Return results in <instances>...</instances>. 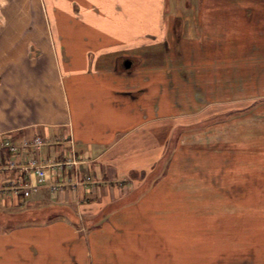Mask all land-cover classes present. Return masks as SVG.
Segmentation results:
<instances>
[{"label": "crops", "instance_id": "0c3cea01", "mask_svg": "<svg viewBox=\"0 0 264 264\" xmlns=\"http://www.w3.org/2000/svg\"><path fill=\"white\" fill-rule=\"evenodd\" d=\"M38 136L33 157L65 161L73 147L83 164L37 185L21 150L0 171V209L91 212L137 191L168 147H195L201 171L212 163L200 230L212 264H264V0H0V168L4 140ZM152 187L90 235L67 219L0 231V264H156L174 233L146 213L160 206Z\"/></svg>", "mask_w": 264, "mask_h": 264}, {"label": "rangeland", "instance_id": "374dc122", "mask_svg": "<svg viewBox=\"0 0 264 264\" xmlns=\"http://www.w3.org/2000/svg\"><path fill=\"white\" fill-rule=\"evenodd\" d=\"M6 141L11 142L8 139L4 140L2 142V147H4ZM26 149L30 154L28 160L31 162V159L36 158L32 156L33 152L39 153V151L36 152L34 146L31 145ZM7 151L10 159L12 157L11 153H9L8 149ZM68 155L66 159L73 158L76 163L71 166L53 168L54 173H60V171L61 173H70L73 171L77 173L79 170L78 167L83 164V160L76 158L73 147ZM176 157L178 158L177 160ZM163 158L162 161H157L152 167L151 172H149L154 173V175L147 178V182L141 184L137 191L128 192L120 202L116 201L111 205L102 206L91 212H82V210L76 211L72 207H56L47 204V202H44L42 206L28 203L21 207L0 209V231L10 232L11 230L28 226H46L67 219L73 227L76 228L79 235H90L100 231L104 222H106L112 213H115L116 209L119 207L126 208L139 204L140 202L144 203L146 200L149 202L147 194L150 190L147 191V193H144V191H146L148 187L153 186L150 196L153 195L157 197L158 202L156 201V203H159L160 206L156 205L155 208H150L146 213L148 215L156 214L157 218H166L168 220L166 222L173 226L174 233L170 242L159 244L160 248H158L159 250L156 252V264H212V243H203L201 240L203 220L206 219V222L208 219L210 220L212 218V163L205 162L204 170L201 171V163L197 162L195 147L189 148V150H186L184 146H175L172 150L168 147L166 155ZM55 161L56 164L66 162L59 161L56 158ZM96 161L103 160H100L98 157ZM45 164L47 165L48 163ZM94 164H96V162ZM25 166H28V164ZM49 168L47 170L52 171V169L50 170ZM147 172L148 171L145 170L137 173ZM94 181H92V186L94 187V195H96L97 188L101 187V184L97 180ZM160 181L165 182L159 184ZM170 181L171 183L169 184ZM130 184L128 179L116 185L119 188H123L126 185L130 186ZM159 185L163 188L168 186L169 190L155 188L156 190L154 191L153 188ZM159 190L162 191V194H155V192ZM206 224L207 223H205V226ZM159 228L162 229L161 226ZM137 229V226L134 227V232L137 231ZM169 244L171 248L170 251L168 250ZM161 246H163V248H161ZM111 257L112 256H110V259L113 261ZM103 259L104 258H102V260ZM146 259L148 260H144V263L151 264L153 257L146 256ZM93 262V264H98L96 259H93Z\"/></svg>", "mask_w": 264, "mask_h": 264}, {"label": "built area", "instance_id": "2783aa9c", "mask_svg": "<svg viewBox=\"0 0 264 264\" xmlns=\"http://www.w3.org/2000/svg\"><path fill=\"white\" fill-rule=\"evenodd\" d=\"M45 144V141L41 138L38 137L32 141H24V143L21 146H17L11 142L6 141L4 143V148L8 149L9 152L11 153V158L8 160L7 165L5 168H0V171L4 169H14L16 166V160L15 157L21 153V150L26 149L28 146H34L35 151H41L42 146ZM65 163H60L56 164L54 158H50L48 160H39L38 158H33L31 159V162L29 161L28 166H26L25 171L27 173H34L37 176V185L43 184L46 179H47V173L49 169L53 170V168H59L60 166H71L72 164L76 163L75 160L72 159H66ZM45 163H48L47 165ZM88 181H91V178H87ZM36 186L33 187H27V186H22V185H13L12 190L14 191L15 194H22L25 197H29L32 192V188H35ZM62 190L60 187H53V191H58Z\"/></svg>", "mask_w": 264, "mask_h": 264}, {"label": "water", "instance_id": "95a60500", "mask_svg": "<svg viewBox=\"0 0 264 264\" xmlns=\"http://www.w3.org/2000/svg\"><path fill=\"white\" fill-rule=\"evenodd\" d=\"M127 66H129V63H127Z\"/></svg>", "mask_w": 264, "mask_h": 264}]
</instances>
